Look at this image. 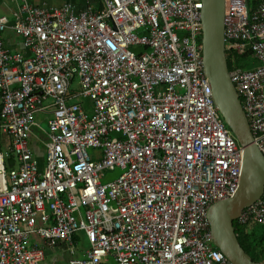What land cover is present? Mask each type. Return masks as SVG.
Instances as JSON below:
<instances>
[{
  "label": "built area",
  "instance_id": "obj_1",
  "mask_svg": "<svg viewBox=\"0 0 264 264\" xmlns=\"http://www.w3.org/2000/svg\"><path fill=\"white\" fill-rule=\"evenodd\" d=\"M97 1L0 14V264H46L62 243L69 264H234L209 209L237 193L243 147L206 74L202 0ZM225 1L226 54L258 63L231 81L264 156V0ZM48 110L42 168L30 140ZM262 197L243 223L264 227Z\"/></svg>",
  "mask_w": 264,
  "mask_h": 264
},
{
  "label": "water",
  "instance_id": "obj_2",
  "mask_svg": "<svg viewBox=\"0 0 264 264\" xmlns=\"http://www.w3.org/2000/svg\"><path fill=\"white\" fill-rule=\"evenodd\" d=\"M204 62L214 90L216 107L243 147L242 171L237 193L209 209L214 245L234 264L255 262L241 246L234 221L264 194V156L253 137L249 120L231 81L225 49V0H202Z\"/></svg>",
  "mask_w": 264,
  "mask_h": 264
},
{
  "label": "crops",
  "instance_id": "obj_3",
  "mask_svg": "<svg viewBox=\"0 0 264 264\" xmlns=\"http://www.w3.org/2000/svg\"><path fill=\"white\" fill-rule=\"evenodd\" d=\"M31 2L37 6L43 7H63L67 4H72L77 12L87 10L89 8L99 9L101 4L97 0H31ZM20 11L19 7L16 4V0H0V14L9 16L12 20L15 19V15L19 13V16L22 14V5L20 4ZM23 37L14 33L13 31H7L5 33V46L11 51H17L18 53H24V46H23ZM252 65L258 67L257 61H253ZM1 112H0V121H4L3 116V109L4 104L1 103L0 105ZM40 135L37 136L38 142L40 146L37 145L38 148H34V158H37L41 163V167L43 168L46 164V158L48 155V147L45 143V133L43 131L39 132ZM49 136V134H48ZM8 142V139L4 136L0 135V147L2 144ZM32 147V146H31ZM47 154V155H43ZM16 165L17 161L11 164ZM9 167V166H8Z\"/></svg>",
  "mask_w": 264,
  "mask_h": 264
},
{
  "label": "trees",
  "instance_id": "obj_4",
  "mask_svg": "<svg viewBox=\"0 0 264 264\" xmlns=\"http://www.w3.org/2000/svg\"><path fill=\"white\" fill-rule=\"evenodd\" d=\"M252 53L249 51L248 53H245V55H237V54H230L227 55L228 60V67L230 72L236 71V70H253L256 68V66L252 65L253 61H255L254 57L252 60ZM84 106L86 108L89 107L88 104L83 101ZM1 112V108H0ZM40 131L36 129L31 137L30 145L31 148H38L37 145L39 144L37 136L40 135ZM45 137L48 138V134H45ZM40 146V145H38ZM0 153H3L0 148ZM10 163L13 164V159H10ZM264 198V195L263 197ZM251 226V227H250ZM255 226V227H254ZM259 227V228H256ZM234 228L235 233L238 236L239 242L241 246L244 248L247 254H249L255 262H264V232L260 233L262 230H264V227L259 224L254 225H247L246 223H243L240 219H237L234 221ZM260 228H263L259 230ZM79 240V237H75V242ZM55 260H53L54 262Z\"/></svg>",
  "mask_w": 264,
  "mask_h": 264
},
{
  "label": "rangeland",
  "instance_id": "obj_5",
  "mask_svg": "<svg viewBox=\"0 0 264 264\" xmlns=\"http://www.w3.org/2000/svg\"><path fill=\"white\" fill-rule=\"evenodd\" d=\"M225 29H226V1H225ZM224 37H225V35H224ZM22 39L24 42L25 39L24 38H22ZM233 54L240 55L237 52H233ZM252 59H253V57L250 58V60H252ZM84 101H85V103L88 104L89 99H85ZM49 112L50 111L48 110L47 113H45V114L39 113L36 116V129H38L39 131H43L45 134H50V128L48 126ZM1 122H3V120L0 121V123ZM0 148H1V151L3 153H5V152L10 153L11 152L10 139L8 140L7 143L2 144ZM43 155H47V154H43ZM121 172L122 171L120 169H117V171H115V173L111 174L109 178L115 179V177L118 176L119 174H121ZM38 224L41 225L40 223H38ZM256 228H259V227H256ZM261 229H263V228H260L259 230H261ZM263 232H264V230H262L260 233H263ZM84 246H87L85 242H84ZM68 248H69V245L67 243H62L61 245H58L54 251L51 250L50 248H47L46 264H69V262L71 261L73 256H71L69 254ZM53 260H55V261L53 262Z\"/></svg>",
  "mask_w": 264,
  "mask_h": 264
}]
</instances>
